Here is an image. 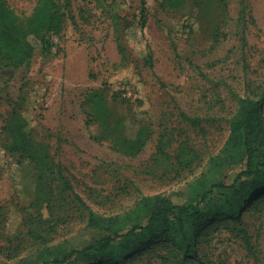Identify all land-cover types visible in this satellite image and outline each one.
<instances>
[{"label": "rangeland", "instance_id": "obj_1", "mask_svg": "<svg viewBox=\"0 0 264 264\" xmlns=\"http://www.w3.org/2000/svg\"><path fill=\"white\" fill-rule=\"evenodd\" d=\"M0 1L26 17L39 0ZM58 1L63 31L50 54L31 37L30 67L0 73V264H33L45 245L79 249L99 239L104 232L89 225L90 210L124 218L146 196L200 201L197 183L205 178L200 207L208 211L216 184L233 183L247 168L244 160L210 174L238 109L233 92L259 100L264 120V0ZM101 97L111 109L106 122L94 110ZM14 110L53 162L36 193L43 208L35 236L31 179L4 148ZM143 127L142 151L125 153L121 141ZM240 213L199 229L197 257L157 241L112 264H264V200Z\"/></svg>", "mask_w": 264, "mask_h": 264}, {"label": "trees", "instance_id": "obj_2", "mask_svg": "<svg viewBox=\"0 0 264 264\" xmlns=\"http://www.w3.org/2000/svg\"><path fill=\"white\" fill-rule=\"evenodd\" d=\"M145 5V0H142ZM65 12L58 0H39L32 15L24 17L5 1H0V73H10L17 68H29L35 56V47L30 38L39 39L45 55L52 51L53 38L63 31ZM151 57V56H150ZM149 63L153 62L150 58ZM238 101V109L230 121V134L219 155L211 160V172L215 174L224 167L238 164L244 160L247 168L239 173L233 183H218V198L207 211L200 203L207 199V180L198 181V195L202 199L189 203H175L172 196L156 194L143 197L131 216L104 217L90 210L89 225L104 232L79 249H66L62 245H45L34 256L33 264H73L74 261L112 264L122 255L147 248L157 241H172L185 256L196 255L199 229L209 226L214 217L221 219H241V209L264 200V120L261 102L253 100L248 94L233 92ZM94 96V95H92ZM90 96L89 100H92ZM103 97L96 99L94 110L102 115L104 122L109 120L111 109ZM200 118H194L198 124ZM4 148L17 155L19 163L27 168L33 186V197L29 208L35 214L31 234H36V193L45 173L52 170V157L46 145L34 137L33 129L27 119L14 110L3 127ZM143 127L135 140L123 139L121 148L127 154L137 155L145 145ZM216 187L215 185H213ZM246 197V200L244 199ZM40 212V211H39ZM42 221H47L39 214ZM136 218V219H135ZM37 221V226H44ZM135 221V222H134ZM132 222V223H131ZM51 223H48L50 225ZM54 228V226H51ZM193 234V236H192ZM27 260H25L26 262Z\"/></svg>", "mask_w": 264, "mask_h": 264}]
</instances>
